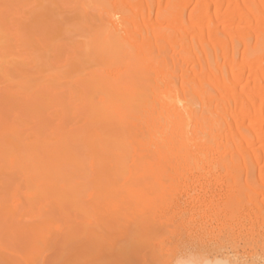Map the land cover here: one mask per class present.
<instances>
[{
  "label": "bare ground",
  "instance_id": "1",
  "mask_svg": "<svg viewBox=\"0 0 264 264\" xmlns=\"http://www.w3.org/2000/svg\"><path fill=\"white\" fill-rule=\"evenodd\" d=\"M86 3L99 8L100 26L89 46L85 45L88 50L94 47L101 63L88 78L92 96L86 92L96 100V114L110 121L120 139L111 149V135H105L108 129L96 132L100 147L105 154L109 151L105 176L108 169L113 171L114 185L108 186V197L98 194L100 200L105 198L102 202L96 200L100 190L89 192V199L97 197L93 207L98 209L101 204L103 216L111 221L134 204L135 210L168 226L170 233L190 223L209 227V235L219 228L220 238L213 251L176 256L170 264H264V234L259 227L261 220L264 226V0ZM96 152L95 157L88 156L93 160L89 169L75 164L77 168L72 169L66 156L64 167L56 168L62 172L69 166L74 178L69 168L60 173L63 180L51 179V169L45 164L46 168L41 167L43 161L38 156L34 161L39 166L34 163L33 169L41 167V177L47 170L44 177L49 180L50 176L52 183L37 178L40 182L33 185L39 184L35 185L40 186L39 196L35 193L38 187L27 195L32 192L30 198H40L47 191L49 195L51 186L47 191L41 188L49 183L53 188L61 185L63 193L58 190L55 197L61 192L69 198L72 187L78 193L85 191L84 181L89 179L85 174L91 171L92 179L99 178L105 166L99 162L104 166L97 170L101 160ZM12 156L15 166L17 159ZM102 176L100 182L106 180ZM14 197L15 201L17 194ZM96 208L94 212L99 214ZM186 214L189 219L184 218Z\"/></svg>",
  "mask_w": 264,
  "mask_h": 264
},
{
  "label": "rangeland",
  "instance_id": "2",
  "mask_svg": "<svg viewBox=\"0 0 264 264\" xmlns=\"http://www.w3.org/2000/svg\"><path fill=\"white\" fill-rule=\"evenodd\" d=\"M86 1L0 0V264H170V260H174L176 256L213 251L220 238L218 227L209 235V227L200 228L199 223H190L180 225L170 233L168 226H161L157 220L135 210L134 204L111 221L103 216L105 210L100 203L105 198L100 200V196L108 197L111 194L114 175L108 167L106 170L111 172L109 175H112V179L109 175L105 176L109 151L106 149L105 154V150L100 147L98 139H95L96 132L98 129H108L105 135L115 136H110L113 140H110V148L120 139L118 132L111 129L113 127L110 121L96 114V100L90 97L92 88L88 84L92 86V81L88 78L92 77L91 74L97 68H101V63L94 47L88 50L87 45L95 29L100 26V16L98 6L91 3L89 5ZM86 91L89 94L91 92L90 96ZM97 150L96 158L101 160L97 162V170L99 168L102 171L101 167L105 166L99 178L94 173L93 177L100 182V177L103 178L104 175L106 180L102 181H111L107 185L101 184V181L99 185L95 178L92 179L90 171L85 174L90 179L84 181L87 183L84 184L87 186L85 191L79 189L80 193L75 192L77 188L73 190L71 184L70 190L75 193L69 192L66 183L65 191L69 192V198L61 196V185L55 184L56 181L53 180L54 186H59L58 189L53 188L50 176L51 179H61L60 173L66 172L70 167L77 168L73 164L88 168V164L93 161L88 156H93ZM64 152H69V156ZM11 154L17 159L15 166L11 163ZM38 156L43 161L41 167L46 168L45 165H48L51 169V185L45 182L46 185L43 187L44 184H41V188L47 191L49 189L46 188L51 186L54 191L51 188L52 194L49 190V195L48 191L43 192L44 196H34L36 199L33 200L29 197L32 192L27 195V191H36L34 189L38 186L35 185L39 184L33 183H39L38 179L42 176L40 173L43 171L39 170L41 167L37 168L39 165L34 161L39 159ZM66 156L70 158L69 161L67 159L70 167L65 165L66 170L62 169L60 172L56 166L64 167ZM25 161L28 165H25ZM99 162L105 164L100 167ZM34 163L37 164V170H34ZM71 168L69 172L73 171ZM46 172L47 170L42 179H45ZM66 173L65 176L63 174L64 177ZM98 174L99 172L97 176ZM33 175L35 180L31 177ZM111 182L113 184L108 185ZM108 186L109 193L106 192ZM39 187L36 194L40 193ZM58 190H62L58 192L60 199L54 196ZM93 190H100L96 194L99 199L93 197L101 201L98 202V209L96 204L93 207V202L97 201L88 198L89 192ZM14 195L17 201L13 200ZM73 197L78 198L73 201ZM31 199L33 202L29 203ZM15 202L19 203L18 206H15ZM94 208L100 216L95 214ZM188 216L186 214L184 218L189 219ZM262 222L261 220L259 227L263 235ZM223 242H227V236L223 238ZM174 247L175 251L167 253L168 248Z\"/></svg>",
  "mask_w": 264,
  "mask_h": 264
}]
</instances>
